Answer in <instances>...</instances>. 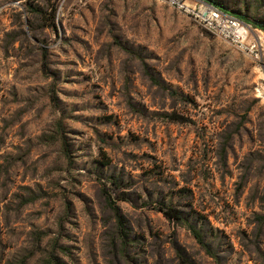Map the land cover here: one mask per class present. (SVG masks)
<instances>
[{"label": "rangeland", "instance_id": "1", "mask_svg": "<svg viewBox=\"0 0 264 264\" xmlns=\"http://www.w3.org/2000/svg\"><path fill=\"white\" fill-rule=\"evenodd\" d=\"M0 264H264V65L160 0H0Z\"/></svg>", "mask_w": 264, "mask_h": 264}, {"label": "built area", "instance_id": "2", "mask_svg": "<svg viewBox=\"0 0 264 264\" xmlns=\"http://www.w3.org/2000/svg\"><path fill=\"white\" fill-rule=\"evenodd\" d=\"M193 19L199 26L264 65V40L252 24L207 0H160Z\"/></svg>", "mask_w": 264, "mask_h": 264}, {"label": "trees", "instance_id": "3", "mask_svg": "<svg viewBox=\"0 0 264 264\" xmlns=\"http://www.w3.org/2000/svg\"><path fill=\"white\" fill-rule=\"evenodd\" d=\"M210 3L216 5L217 7H219L220 9L233 14L235 16H237L238 18L250 23V24H254L258 27H261L262 29H264V26L260 23L257 22H253L251 23V19L249 18V16L247 14H242L239 10H235L233 8H230V5L225 4L219 0H207ZM250 20V21H249ZM115 213L118 217V219L120 220L121 216L120 214L117 212V208L114 207ZM159 210H161L163 212V214L168 217L169 219H174L176 220L178 223L181 224H185L186 227L188 229L191 230L193 236L197 239V241L205 248L206 252L209 253L210 255H212V249L211 246L206 242L203 233L201 232V230L199 228H197L195 226V224H193L192 222H189L186 218V216L183 214L182 211L178 210L177 208L170 206V205H165L162 204L161 208H159Z\"/></svg>", "mask_w": 264, "mask_h": 264}]
</instances>
